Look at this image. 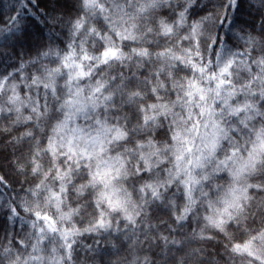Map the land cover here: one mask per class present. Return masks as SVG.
<instances>
[{
    "label": "snow or ice",
    "instance_id": "6c2138e0",
    "mask_svg": "<svg viewBox=\"0 0 264 264\" xmlns=\"http://www.w3.org/2000/svg\"><path fill=\"white\" fill-rule=\"evenodd\" d=\"M0 120V264H264V0H0Z\"/></svg>",
    "mask_w": 264,
    "mask_h": 264
},
{
    "label": "trees",
    "instance_id": "16d2710c",
    "mask_svg": "<svg viewBox=\"0 0 264 264\" xmlns=\"http://www.w3.org/2000/svg\"><path fill=\"white\" fill-rule=\"evenodd\" d=\"M5 2H7V0H5ZM49 40H50V37L46 29L45 30H33V43L47 45L49 43ZM55 42L61 48H63L66 42V36H61ZM25 59H27V57H25ZM0 122H4V121L0 120ZM81 123H83V121H81ZM77 182H79V180H77ZM133 182H136V179ZM172 191L175 192V188H173ZM169 195H171V192L169 193ZM3 235L4 233L0 231V238H2Z\"/></svg>",
    "mask_w": 264,
    "mask_h": 264
},
{
    "label": "clouds",
    "instance_id": "9594fccd",
    "mask_svg": "<svg viewBox=\"0 0 264 264\" xmlns=\"http://www.w3.org/2000/svg\"><path fill=\"white\" fill-rule=\"evenodd\" d=\"M113 111L115 112V111H118V110H113ZM120 114L123 115V111H120ZM2 125H3V122H0V127H2ZM112 150H113V153H115V152H123V148L117 147L116 145L112 146ZM131 167H132V165L130 164L129 168H131ZM135 179L136 178L133 176L129 180L126 181L128 187H129V190L133 191L134 194H135V187L133 186L134 185L133 181ZM77 183H79V182H77ZM4 264H6V262H4Z\"/></svg>",
    "mask_w": 264,
    "mask_h": 264
}]
</instances>
